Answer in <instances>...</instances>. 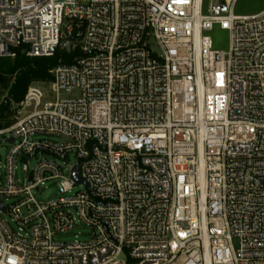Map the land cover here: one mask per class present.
Wrapping results in <instances>:
<instances>
[{"label":"built area","instance_id":"2783aa9c","mask_svg":"<svg viewBox=\"0 0 264 264\" xmlns=\"http://www.w3.org/2000/svg\"><path fill=\"white\" fill-rule=\"evenodd\" d=\"M237 1L0 0V58L71 55L0 129V264H264V10Z\"/></svg>","mask_w":264,"mask_h":264},{"label":"trees","instance_id":"16d2710c","mask_svg":"<svg viewBox=\"0 0 264 264\" xmlns=\"http://www.w3.org/2000/svg\"><path fill=\"white\" fill-rule=\"evenodd\" d=\"M15 51L14 58H0V88L6 86L8 89V99L0 104V129L13 124V104L24 98L29 86L52 81L50 71L58 65L59 60L68 63L71 58L67 51L48 58L28 57L23 53L24 48ZM11 80L13 82L9 85Z\"/></svg>","mask_w":264,"mask_h":264},{"label":"rangeland","instance_id":"374dc122","mask_svg":"<svg viewBox=\"0 0 264 264\" xmlns=\"http://www.w3.org/2000/svg\"><path fill=\"white\" fill-rule=\"evenodd\" d=\"M222 0H205L204 9L206 10L210 3L214 4ZM264 10V0H238L234 13L235 15L246 16V15H254ZM213 42L214 49L221 51H228L230 47V35L227 31H222L219 28H215L210 33ZM12 80L9 82V85L12 84ZM44 91L48 94V89L44 88ZM75 95H73L74 97ZM62 98H67L66 95H63ZM8 99V89L4 86L2 89L0 88V104ZM14 122V116H13ZM9 151V146L0 141V165L3 166L5 164V160ZM34 162H29V167L33 168ZM1 170V168H0ZM19 175H21V165L19 170ZM82 190V188H78L77 191ZM59 196V188L56 183L48 182L45 186L41 188V193L36 194V199L41 203H46L50 200H53ZM13 227L15 225L11 222V218L9 216L4 217ZM92 238V232L90 228L84 225H78L73 231L63 234L59 238V242L61 243H72L74 241L80 242H88ZM234 245L236 248L239 247V241L237 239L234 240Z\"/></svg>","mask_w":264,"mask_h":264},{"label":"water","instance_id":"95a60500","mask_svg":"<svg viewBox=\"0 0 264 264\" xmlns=\"http://www.w3.org/2000/svg\"><path fill=\"white\" fill-rule=\"evenodd\" d=\"M75 39V37L73 36V37H71V41H73ZM68 51H70V45H69V47H68ZM24 54H25V52H23ZM12 142V141H11ZM74 178L76 179V181L78 182V183H82V182H84L83 181V179L80 177V173H79V168H76L75 170H74ZM0 208L2 209V210H4L3 209V207H2V204H0Z\"/></svg>","mask_w":264,"mask_h":264}]
</instances>
